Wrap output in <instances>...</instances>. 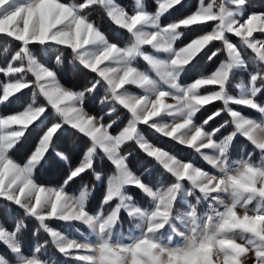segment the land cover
Listing matches in <instances>:
<instances>
[{"label":"snow or ice","instance_id":"1","mask_svg":"<svg viewBox=\"0 0 264 264\" xmlns=\"http://www.w3.org/2000/svg\"><path fill=\"white\" fill-rule=\"evenodd\" d=\"M246 2L197 0L196 8L187 16L162 24L161 18L182 0H155L151 10L142 0L128 7L118 0H0V36L20 43L12 60L0 67V73L7 77L0 81V102L26 88L32 90V100L22 111L0 116V198L14 202L26 215L39 220L60 253L82 264H264V104L257 100L264 90V38H257L264 36V12H253L241 20ZM95 10L124 30L127 42L111 40L91 18ZM193 26L206 30L175 47L184 31ZM228 34L239 38L238 43H233ZM210 45L209 59L224 54L219 66L181 85L182 70ZM37 46H55L62 54L69 51L74 62L94 75L79 90L66 87L54 70L35 58L32 49ZM246 49L252 53L247 58ZM246 59L255 61L258 70L251 75L250 86L242 85L241 94L233 97L226 90L228 81L233 68L246 67ZM141 60L147 67L140 65ZM56 62L62 63L60 56ZM29 74L34 79H27ZM99 88L105 91L102 104L112 101L130 113L127 125L118 132L110 131L115 121H105L84 105V100ZM38 97L43 101L38 102ZM217 101L223 106L197 124L196 114ZM232 104L257 110L262 119L249 118L234 110ZM49 106L62 119L52 122L28 161L21 165L8 153L30 126L47 120ZM225 112L230 119L206 127ZM164 117H171L170 122ZM65 122L92 141L84 159L72 167L65 185L92 168L97 148L115 165L95 215L86 209L91 191L87 185L75 196L63 185L44 186L34 179L35 167L48 149L54 148V134ZM140 124L193 149L215 171L198 166L192 159H181L140 136ZM229 124L233 129L224 135L221 130ZM237 134L253 145V152L233 161L230 149ZM133 139L175 178L173 183L153 190L131 171V153L123 146ZM255 152H259V161ZM57 155L68 159L63 152ZM96 177L99 179V173ZM184 181L191 184L188 195H193L195 202L188 203L182 228H177L179 217L174 210ZM127 185L139 187L150 196L152 207L141 209L131 204V197L123 191ZM116 198L119 202L112 206ZM202 202H207L204 212L200 210ZM122 208L137 222L130 235L114 240L112 232ZM54 220L82 222L95 239L66 238L50 227L48 222ZM23 227V220L13 226L7 217L0 218V244L13 254L10 257L0 251V264H47L42 254L44 244H37L34 253L25 255Z\"/></svg>","mask_w":264,"mask_h":264},{"label":"trees","instance_id":"2","mask_svg":"<svg viewBox=\"0 0 264 264\" xmlns=\"http://www.w3.org/2000/svg\"><path fill=\"white\" fill-rule=\"evenodd\" d=\"M122 1V0H121ZM124 1V0H123ZM155 0H144V4L149 9H154ZM197 0H182L180 5H177L169 13H166L161 18L162 24L171 23L174 20L181 19L187 16L191 11L196 8ZM245 13L252 12H264V0H247L243 6ZM91 18L95 20L100 27L108 34L109 38L119 43L127 42L128 35L122 29H118L112 22L107 18L106 15L100 10L91 12ZM206 29H196L193 26L192 29H186L184 35L176 41L175 47H181L189 40L199 34L200 31ZM123 32V33H122ZM229 39L233 43H238L237 37L232 34H228ZM258 38H264V36L257 35ZM219 45V42H215ZM20 47V43L17 41H11L10 38L0 36V67L6 66L10 60L15 56V53ZM212 48L210 45L205 48L197 57L186 66L180 75V83H191L198 79L202 74H209L219 66V61L223 59L224 54H219L218 57L211 56ZM35 58L43 63L45 66L54 70L57 77L63 85L68 88L81 89L85 86L86 82L91 78L92 75L89 71L79 64L78 61H73L69 51H63L57 47L37 46L32 49ZM252 55L250 49H246L244 56L250 57ZM60 56L62 63L57 65L56 58ZM142 67H146L144 62H141ZM258 70V65L251 59H246V67L238 66L233 68L230 79L227 85L228 94L235 95L238 90L239 84H247L252 74ZM27 79L31 80L34 77L29 74ZM7 77L5 74L0 73V81H6ZM240 82V83H239ZM211 89L214 86H206ZM2 91V89H0ZM105 95L104 88H99L98 91H94L91 96L84 100L86 109L98 116H102L105 121H115L110 131L117 132L129 119V112L122 106L114 104L112 101H105L101 103L102 97ZM32 100V90L24 89L22 92L17 93L6 102H0V116H5L15 112L22 111ZM257 100L260 103H264V90L261 91L257 96ZM43 97H38V102H42ZM222 102L217 101L214 104H210L201 109L196 114V122L202 123L205 119L212 115V113L218 107H222ZM231 107L236 109L245 116H258V111L250 107L232 104ZM115 108L114 111L111 109ZM47 120L43 124L37 121L35 124L30 126L24 135L19 139V142L9 151L8 155L17 162L24 161L35 147L38 138L51 126L53 121H60V117L56 114L55 110L49 106L47 109ZM43 119V117H41ZM224 119H230L227 112L222 113L220 117H217L213 121H209V125L206 127H215L221 123ZM233 125L229 124L221 132L225 135L232 131ZM140 135L145 137L152 143H159L161 146L168 148L173 151L181 159L194 160L198 166L210 170L211 166L205 162L199 155H197L193 149L188 148L184 145L177 143L175 140L163 137L160 133L152 129L149 125L140 124L138 127ZM54 148L50 147L42 159L41 164L35 168L34 179L38 183L56 184L59 185L64 179L68 178L69 169L76 165L85 149L91 145L90 139L85 135L79 133L77 129L62 124L61 128L54 134L52 141ZM123 148L131 153L129 156V168L137 175L140 176L143 182L153 188L161 187L162 185L167 186L175 180V178L166 172L163 167L157 163L154 158L147 155L136 143L135 139L127 142ZM57 152H63L68 157L67 160L62 159L57 155ZM253 152V145L241 134H237L233 140L230 157L231 159L247 157L249 153ZM97 154L94 156L92 168L88 169L85 173L74 178L66 184L65 190L75 194L79 189L84 188L85 185L91 188V191L86 199V209L89 212L96 213L100 210L102 201L106 194V178L114 170V165L107 159L101 152L96 151ZM257 161L260 159L259 152L254 153ZM96 173H99V179L96 177ZM124 193L131 197V201L138 204L140 207L148 209L152 207L153 202L144 192L136 186L127 185L123 189ZM117 200L112 202V206ZM192 203L194 198L191 195ZM183 204L177 201L176 208H182ZM176 208L174 211H176ZM184 209V208H183ZM109 209L105 208V212ZM182 210V209H181ZM180 210V211H181ZM178 211V212H180ZM178 212H175L177 214ZM7 217L9 221L15 225L18 220H23L22 234H25V247L24 252L27 255L34 253L35 246L37 244H44L42 249L43 258L49 264H71V262H64L63 254L53 246L50 241V236L44 230V227L33 217H28L25 211L20 207L14 205L12 202L0 198V218ZM49 224L58 227L61 231L71 235L73 231H76V226L85 228L82 224L61 223L58 220L49 221ZM136 221L129 216V214L121 209L120 221L116 225L115 230L119 228L120 231L128 232L135 228ZM44 230V231H43ZM80 237V236H79ZM45 241L49 243L45 244ZM0 251L7 253L10 257L13 255L6 246L0 244ZM66 259V258H65ZM68 259V258H67Z\"/></svg>","mask_w":264,"mask_h":264},{"label":"rangeland","instance_id":"3","mask_svg":"<svg viewBox=\"0 0 264 264\" xmlns=\"http://www.w3.org/2000/svg\"><path fill=\"white\" fill-rule=\"evenodd\" d=\"M137 2V0H118V3H121V4H123L124 6H126V7H128V6H133V5H135V3ZM142 2L144 3V0H142ZM242 10H243V8H242ZM243 13H244V15L243 16H241L240 17V19L241 20H243V19H246L247 18V16L249 15V14H251V13H245L244 11H243ZM253 13V12H252ZM123 32H124V30H123ZM122 32V33H123ZM2 37V36H1ZM258 38V37H257ZM160 55H166V54H164V53H161ZM141 62H143L142 60L141 61H139V63H141ZM146 66V65H145ZM147 67V66H146ZM200 78V77H199ZM194 82V81H193ZM192 83V82H191ZM240 83V82H239ZM62 84V83H61ZM186 84H189V83H181V85H186ZM250 84H251V77H250V79H249V81L247 82V84H239L237 87H238V90H237V93L235 94V95H231V94H229V95H231V96H233V97H236V96H239L240 94H241V91H242V85H248V86H250ZM131 90H133V91H139V89H131ZM168 102L169 103H171V102H173V101H171L170 99L168 100ZM260 103V102H259ZM262 104V103H261ZM264 104V103H263ZM234 110H236V109H234ZM56 112V111H55ZM16 113V112H15ZM259 114H258V116H253V117H251V116H248L249 118H252V119H256L257 121H259V120H261L262 119V117H261V113L260 112H258ZM56 114L59 116V114L56 112ZM130 114V113H129ZM60 117V116H59ZM60 119H62L61 117H60ZM129 119H130V117H129ZM128 119V120H129ZM164 119L165 120H167V121H165V122H170V119H171V117H164ZM127 123H128V121L120 128V129H118L117 130V132L119 131V130H121L124 126H126L127 125ZM197 123V122H196ZM63 124H67V125H69V126H71L70 124H68V123H63ZM197 124H199V123H197ZM71 127H73V126H71ZM74 128V127H73ZM78 131V130H77ZM46 132V131H45ZM44 132V133H45ZM44 133L38 138V140L36 141V144H35V147L32 149V151H31V153L28 155V157L24 160V161H22V162H18V163H20L21 165H24L27 161H28V159H29V157L32 155V153H33V151H34V149L36 148V146H37V144H38V141H39V139L44 135ZM84 135V134H83ZM139 135H140V133H139ZM225 135H227V134H225ZM86 136V135H85ZM140 136H142V135H140ZM87 137V136H86ZM143 137V136H142ZM88 139H90L89 137H87ZM145 138V137H144ZM220 138H222V136L220 137ZM90 141H91V139H90ZM91 143H92V141H91ZM87 150H88V148L87 149H85V151H84V153L82 154V156H81V159H80V161L76 164V165H78L83 159H84V155H85V153L87 152ZM97 150H98V152H101L103 155H105L106 157H107V155L103 152V150L102 149H100V148H97ZM96 150V151H97ZM96 153V152H95ZM94 153V155H93V158H94V156H96L97 154H95ZM209 154H211V153H209ZM198 155V154H197ZM201 157V156H200ZM202 159H203V157H201ZM107 159H109L108 157H107ZM94 160V159H93ZM204 160V159H203ZM233 161H235V160H239V159H237V158H234V159H232ZM15 161V160H14ZM109 161L112 163V161L109 159ZM205 161V160H204ZM259 161V160H258ZM17 162V161H16ZM41 162H42V160L40 161V163L35 167V168H37L40 164H41ZM205 162H207V161H205ZM113 164V163H112ZM76 165H74V166H76ZM114 165V164H113ZM211 166V165H210ZM71 170H72V167L69 169V173H68V176H69V174H70V172H71ZM34 171H35V169H34ZM132 171V170H131ZM209 171H215L214 169H210ZM115 172V165H114V170L108 175V177L106 178V189H107V185H108V179H109V177L111 176V175H113V173ZM133 172V171H132ZM65 179L59 184V185H56V184H52V183H50V184H47V183H38V184H41V185H44V186H56V187H59V186H61V185H63V186H65ZM174 182V181H173ZM173 182H171V183H173ZM170 183V184H171ZM169 184V185H170ZM153 188V187H152ZM159 187H157V188H153V190H156V189H158ZM191 189V184L189 183V182H187V181H184V183H183V189H182V196H178V199H177V201H180V202H182V204H183V207L182 208H176V211L175 212H178V211H180L181 209V211L180 212H178L177 214H176V216L177 217H179V219H177L176 221H175V223H176V227L177 228H182V224H181V220H182V218H183V213H185L187 210H188V203L189 202H191L190 200H191V195H188V192H189V190ZM84 190V188H81V189H79V191H77L75 194H71V195H75V196H79V194H80V192L81 191H83ZM68 192V191H67ZM69 194L71 193V192H68ZM144 194H146V193H144ZM197 195L199 194L198 192L196 193ZM147 195V194H146ZM148 196V195H147ZM148 197H150V196H148ZM185 197H186V200H185ZM192 197L194 198V200H195V197L192 195ZM3 199H5V198H3ZM150 199L152 200V198L150 197ZM116 202L115 203H117V202H119V198H116ZM7 201H9V200H7ZM131 202V204H134L135 206H137V207H139V208H141V209H145V208H142V207H140L138 204H135V203H133L132 201H130ZM153 202V201H152ZM195 202V201H194ZM115 203H114V205H115ZM13 204L14 205H16L14 202H13ZM113 205V206H114ZM16 206H18V207H20L19 205H16ZM21 208V207H20ZM184 208V209H183ZM22 210H24L23 208H21ZM123 210H125L127 213H128V211H127V209H124L123 208ZM200 210H201V212H204V211H206L207 210V202H202L201 203V205H200ZM25 211V210H24ZM98 212H96V213H94L93 215H95V214H97ZM129 214V213H128ZM28 216H30V215H28ZM33 217V216H32ZM33 218H35V217H33ZM36 219V218H35ZM37 220V219H36ZM38 222H39V220H37ZM58 222H61V223H63L64 221H59L58 220ZM137 222V221H136ZM40 223V222H39ZM69 223H71V224H79L78 222H76V221H72V222H69ZM80 223H82V222H80ZM73 225V226H76V225ZM82 224H84V223H82ZM41 225V224H40ZM50 225V227H52V228H54L55 230H57L58 232H60L61 234H63L66 238H70V239H76V240H78V241H82L83 240V238L84 237H90V238H92V239H95V235L92 233V230L88 227V225H86V224H84L85 226L84 227H86L87 229H85V228H81L80 226H76V231H73L72 233H71V235L70 236H67L66 235V232H64L63 231V233L60 231V229H57L58 227H56V226H53V225H51V224H49ZM44 230H46L45 228H44ZM43 230V231H44ZM132 230V229H131ZM131 230H129V232H123L122 233V231H120L119 230V228H117V230H115V228L113 229V232H112V238L115 240V239H119V238H121L122 236H125V237H127L128 235H130V232H131ZM46 232L48 233V231L46 230ZM49 234V233H48ZM171 233L169 232V233H166L165 235H170ZM80 236V237H79ZM23 238H25V234H23ZM51 238V237H50ZM55 245V244H54ZM56 246V245H55ZM57 248V247H56ZM59 250V249H58ZM25 255H27V254H25ZM66 257H68V258H70L69 260H68V262H71V264H82V262L81 261H79V260H76V259H73V258H71V257H69V256H66ZM47 264H49L48 262H47Z\"/></svg>","mask_w":264,"mask_h":264}]
</instances>
